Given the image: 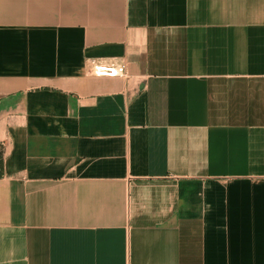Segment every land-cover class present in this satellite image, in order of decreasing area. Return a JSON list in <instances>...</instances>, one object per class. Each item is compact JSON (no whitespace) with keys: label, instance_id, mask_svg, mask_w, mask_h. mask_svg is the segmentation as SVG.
<instances>
[{"label":"crops","instance_id":"0c3cea01","mask_svg":"<svg viewBox=\"0 0 264 264\" xmlns=\"http://www.w3.org/2000/svg\"><path fill=\"white\" fill-rule=\"evenodd\" d=\"M0 143V264H264V0H0Z\"/></svg>","mask_w":264,"mask_h":264},{"label":"built area","instance_id":"2783aa9c","mask_svg":"<svg viewBox=\"0 0 264 264\" xmlns=\"http://www.w3.org/2000/svg\"><path fill=\"white\" fill-rule=\"evenodd\" d=\"M92 73L99 77L125 78L127 68L123 62H102L95 60L92 63ZM5 151V146L0 143V151Z\"/></svg>","mask_w":264,"mask_h":264},{"label":"trees","instance_id":"16d2710c","mask_svg":"<svg viewBox=\"0 0 264 264\" xmlns=\"http://www.w3.org/2000/svg\"><path fill=\"white\" fill-rule=\"evenodd\" d=\"M3 163H4V151H0V178L3 177Z\"/></svg>","mask_w":264,"mask_h":264}]
</instances>
